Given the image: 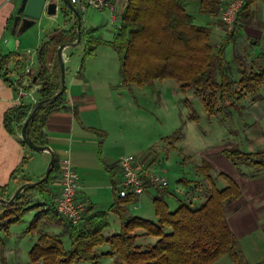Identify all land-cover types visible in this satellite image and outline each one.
I'll list each match as a JSON object with an SVG mask.
<instances>
[{
    "label": "trees",
    "instance_id": "trees-1",
    "mask_svg": "<svg viewBox=\"0 0 264 264\" xmlns=\"http://www.w3.org/2000/svg\"><path fill=\"white\" fill-rule=\"evenodd\" d=\"M188 0H128L122 14V25L117 29L113 40L106 41L90 37L85 47V58L93 54L100 44H108L120 55V72L123 83L148 85L154 87L156 80L174 79L183 91L193 90L198 95L209 113L230 114L231 108L246 98L254 95L261 100L260 88L264 85V65L250 70H241V77L235 81L231 78V62L226 57V46L234 41L237 31L249 23L252 6L257 1L245 0L241 8L235 29L228 34L220 46L212 42L213 31L209 25H201L186 6ZM200 11L209 15H218L221 0H199ZM65 12H67L65 10ZM245 22V23H244ZM76 20L75 26L77 27ZM83 34V29H81ZM77 30L68 36L64 30L54 31L44 40L38 49L39 68L29 71L31 84H39L41 99L55 95L61 88V69L57 55L58 47L65 42L75 41ZM53 55H56L55 58ZM15 54H8L1 60L4 68ZM54 58V60H53ZM51 62L53 67L50 66ZM85 59L80 66L78 76L84 78ZM22 82V80L20 81ZM66 107L65 94L56 101L39 110L30 125V137L35 143L48 145L44 132L47 114L50 111ZM33 106L20 105L6 116V123L14 120L23 121ZM192 113L191 119L196 120ZM100 135L102 147L105 133ZM24 146H28L21 139ZM223 153L237 164L238 157L249 155L236 148H225ZM255 164H262L264 160ZM108 171L112 166L105 165ZM61 162L56 154V161L47 180L37 186L25 189L15 200L7 205L0 204V220H7L0 225V244L3 243L1 232L8 234L9 225L23 220L36 205L22 207L19 202L34 188L41 193H50L51 185L60 172ZM211 185V192L199 205L178 199L172 208L166 200L169 191L157 189L153 197L157 220L139 216H130L129 207L136 196L118 197L115 187L114 202L108 210L86 214L77 225L65 217V230L61 233L44 234L29 251L32 262L41 264H75L77 261L98 263L96 248L109 243L110 251L106 254L114 257V264H212L228 255L234 264H249L232 231L227 206L242 195L240 185L227 173L220 176L227 185L220 189L211 174V165L202 168ZM184 180V179H183ZM118 215L121 222L120 232L106 238L104 232L110 226L109 214ZM41 212L35 214L27 232L36 230L42 220ZM55 216L57 214L54 213ZM145 235L157 237L156 242L143 249L137 244V230ZM71 241L66 249L63 237Z\"/></svg>",
    "mask_w": 264,
    "mask_h": 264
},
{
    "label": "rangeland",
    "instance_id": "rangeland-1",
    "mask_svg": "<svg viewBox=\"0 0 264 264\" xmlns=\"http://www.w3.org/2000/svg\"><path fill=\"white\" fill-rule=\"evenodd\" d=\"M261 5L264 6V2L257 1L253 4L251 19L249 23L244 22L245 27L251 24L255 28L259 26ZM187 9L195 16L198 24L212 27V42L215 46H220L226 41L228 33L225 32V26L218 15H213L214 26L209 24L211 15L201 12L197 5L189 6ZM110 12L108 9L94 8L82 12L83 38L89 34L95 38L112 39L115 30L122 25V18L118 17V21L114 22ZM52 17L56 25V22L63 24L66 18L65 11L61 10L52 16H42L27 29L22 34L23 49L20 54L37 55L40 46L36 42L41 36L44 37L46 30L52 26ZM217 27L223 30L224 35L216 34ZM244 28L239 29L234 41L226 46V57L231 62V78L235 81L241 77L242 69L250 70L264 65V39L261 40L264 29L261 33L252 28L247 27V30ZM260 34L262 37H258ZM83 42L76 47L71 56L66 79L69 80L70 75L80 69L85 59L84 76L97 94L102 111L101 118L110 130L105 139L107 147L123 146L122 153L142 157L151 169L165 177L169 182L166 200L172 207L178 204L180 198L194 205H199L205 200L211 186L201 168L207 163L212 164L210 171L217 185L220 188L226 185L225 180L219 176V172L224 169H219L214 163L225 148L232 147L249 153L238 157L237 168L242 172H264L262 164H255L264 160V85L259 91L263 97L261 100H255L254 95H248L237 106L231 108L230 114L209 115L202 99L193 90H181L179 82L174 79L156 80L152 88L146 84L123 83L118 52L108 44H100L93 54L85 58ZM53 56L55 58L56 55ZM50 66L53 67L52 62ZM32 69L34 72L37 71L35 68ZM28 73L26 69L22 73L24 74L22 82L25 81L26 85L31 84ZM192 113L197 114L196 120L191 119ZM60 182L61 168L54 180L58 188L55 187L53 191L51 187L50 195L46 192L43 195L39 194V190L33 188L29 192V195L32 194L31 198L27 199L25 196V202L23 199L19 202L22 207L36 205L37 208L26 213L22 221L9 225L8 234L1 232L3 243L0 244V264H41L31 261L29 255L31 248L42 235L61 233L65 230V219L55 209V197ZM157 189L150 190L153 196L157 194ZM146 198L147 200L140 204L132 201L129 210L131 214L157 220L153 197L147 195ZM139 205L140 208L137 209ZM38 212H41L42 217L38 228L33 232H27L34 214ZM109 219L110 226L104 232L106 238L120 232L121 229L118 215L110 213ZM6 221L0 220V225L6 224ZM136 233L139 235L137 244L143 249H147L157 240L154 236L145 235L141 229ZM63 242L65 248L70 249L71 241L67 235L63 237ZM108 251L110 245L107 242L96 248L98 254L96 264H114V257L106 254ZM253 259L257 260V257ZM75 264L94 263L77 261ZM212 264L234 262L226 255ZM258 264L264 262L260 261Z\"/></svg>",
    "mask_w": 264,
    "mask_h": 264
},
{
    "label": "crops",
    "instance_id": "crops-1",
    "mask_svg": "<svg viewBox=\"0 0 264 264\" xmlns=\"http://www.w3.org/2000/svg\"><path fill=\"white\" fill-rule=\"evenodd\" d=\"M21 1L0 0V196L7 199L22 184L35 182L42 178L51 158L48 151H34L28 146L23 145L21 131L25 119L23 121L14 120L9 124V127L6 123V116L8 114L11 115L13 109L20 105L34 106L41 99L39 92L41 86L39 84L26 85L25 81L20 82L24 77L22 73L25 69L31 70L35 68L38 70L39 68L38 52L37 55L20 54L21 49H23L21 48L23 33H12L13 22L15 16L18 14ZM57 1V13L61 10L67 11L65 12V21L63 24L56 22V25L52 17V26L46 30L45 36H41L36 42L39 46L56 30H64L68 36H72L74 31L77 30L75 26L77 17L75 14L62 0ZM113 1L117 3V16L122 18L128 0ZM192 5H197L198 9H200L199 0H188L186 2L187 8ZM262 6H259L261 10L259 26L256 28L253 27V24L247 26L261 33L264 29V6ZM46 15L49 14L44 12L42 16ZM214 21L215 17L211 15L209 24L214 25ZM247 27L244 29L247 30ZM216 34L224 35V32L217 27ZM115 35L116 30L112 39H102L111 41ZM89 36L88 34L83 38L82 35V40L79 44L84 41L83 43L86 47ZM258 37H262V35L260 34ZM263 39L264 36L261 40ZM77 46L64 50L66 73L71 56ZM8 54H15V56L10 58L7 65L2 68L1 60ZM26 58H31L33 64L29 65ZM13 71L18 72V81V77L12 75ZM78 71L79 68L74 74L70 75L69 80L66 79V90L64 92L66 107L50 111L47 114L44 132L49 141L48 145L59 156L60 161L69 159L73 168L79 174L81 181L77 198L86 204L87 214H90L101 210H108L113 204L115 187L121 180L119 160L125 154L122 153L123 146L107 147V140L105 141V139L109 135L108 131L110 130L106 122L101 118L102 111L97 94L90 87L88 79L85 76L84 78L78 76ZM95 130L105 133V143L103 141L102 147L100 145V135ZM214 163L219 169H224L219 172V176L221 172L227 173L242 189L241 197L228 205L226 212L230 227L238 238L248 263L258 264L260 261L264 262V172H242L237 168V164L223 153L216 157ZM105 165L112 166L111 170L108 171ZM203 185L206 187L204 183ZM225 186L218 187L222 189ZM51 187L53 191L55 187L58 188L55 183ZM153 188L136 196V203L140 204L147 200V195L154 197L150 192ZM39 194L43 195L41 192ZM31 195L28 193L25 198L30 199ZM25 198L22 201L25 202ZM102 205H106L107 208ZM176 206L171 207L175 208ZM139 208L140 205L137 209ZM129 212L130 216H139L138 214H131L130 210ZM139 217L147 218L148 216L140 215ZM147 219H151V217ZM254 257H257V260L253 259Z\"/></svg>",
    "mask_w": 264,
    "mask_h": 264
},
{
    "label": "built area",
    "instance_id": "built-area-1",
    "mask_svg": "<svg viewBox=\"0 0 264 264\" xmlns=\"http://www.w3.org/2000/svg\"><path fill=\"white\" fill-rule=\"evenodd\" d=\"M80 12H86L90 8L97 10L108 9L112 13L113 21H118L116 14L117 3L113 0H70ZM245 0H221L218 18L223 22L225 32L231 33L237 24L238 14ZM29 65L33 64L31 58H26ZM30 70L27 69V72ZM12 75L18 77L17 71ZM31 81L30 74H27ZM61 162V182L55 199V209L70 223L79 224L87 214V206L78 200L77 194L80 189V176L73 168L69 159ZM121 180L116 184L118 197L127 198L145 193L150 188L163 190L169 185L168 180L151 169L145 160L133 154L123 155L119 160Z\"/></svg>",
    "mask_w": 264,
    "mask_h": 264
},
{
    "label": "water",
    "instance_id": "water-1",
    "mask_svg": "<svg viewBox=\"0 0 264 264\" xmlns=\"http://www.w3.org/2000/svg\"><path fill=\"white\" fill-rule=\"evenodd\" d=\"M63 3L75 14L77 17V39L71 42L62 43L58 47L57 55L59 59V65L61 69V88L60 90L53 96L40 99L37 101L32 110L30 111L28 117L25 119L21 131V137L26 142L28 147L34 151H48L51 155L49 164L45 171V174L42 178L35 182H26L22 184L12 195L10 198H4L0 196V204L7 206L11 204L17 196H19L25 189L37 186L38 184L44 182L48 179L50 172L52 170L53 164L56 161V153L52 149L50 145H40L34 142L30 137V125L35 119L36 114L39 110L47 105H50L56 101V99L64 94L66 90V62L64 58V50L67 48H73L77 46L82 40V15L81 12L75 7L74 4L71 3L70 0H62ZM58 11V1L57 0H22L21 5L18 9V14L15 16L12 33L21 34L24 33L27 29L33 26L46 12L49 15H54Z\"/></svg>",
    "mask_w": 264,
    "mask_h": 264
}]
</instances>
